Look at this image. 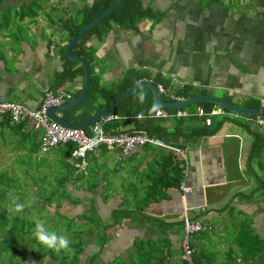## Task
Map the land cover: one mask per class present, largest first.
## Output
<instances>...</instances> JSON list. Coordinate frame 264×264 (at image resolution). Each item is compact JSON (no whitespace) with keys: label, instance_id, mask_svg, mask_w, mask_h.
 <instances>
[{"label":"crops","instance_id":"1","mask_svg":"<svg viewBox=\"0 0 264 264\" xmlns=\"http://www.w3.org/2000/svg\"><path fill=\"white\" fill-rule=\"evenodd\" d=\"M16 1L21 3L22 0H7L2 7L12 6ZM90 1L81 0L76 5H88ZM143 1L151 5V11L162 12L164 16H155L156 21L143 19L132 29L111 25L103 37L97 36L86 42L92 57V72L97 76L99 86L108 88L127 69L134 68L168 83L178 82L183 89L186 87L189 92L198 93L197 96L258 109V100L264 98L263 2L251 0L249 5L241 6V9H248L243 16L234 9L228 14L215 1L206 6L195 0H140ZM45 6V12L56 9V4L46 6L47 10ZM57 7H67L66 1ZM79 7H68V10L73 15ZM52 16L50 19L56 21L59 15L53 12ZM40 21L38 18L36 25L26 24L12 35L7 30L0 31V100L23 101L28 108H36L54 73L61 70L59 57L63 44L59 27L45 26L43 31V22ZM48 29L56 36L54 41L52 36L48 37ZM9 57L12 58L11 68L5 65ZM81 83L79 76L68 85L75 89L80 88ZM194 110H183L180 127H175L171 118L162 125L169 132L181 129L178 130L181 137L189 130L201 129L199 118L190 120L189 112ZM135 120L139 119H119L116 116L113 130L116 133L133 132ZM213 121L214 124L219 121L218 128L210 135L187 137L183 141L180 137L172 138L173 146L180 147L185 164L181 153L172 151L170 154L149 145L137 147L125 156H120L114 147L106 152L98 149L91 153L88 166L93 160L107 156L117 161L115 166L119 167L118 162L123 159L121 167L126 182L120 181L114 194H107L106 198L102 195L101 178L94 179V188L83 193L70 187L71 195L78 199L75 204H79V212L69 217L85 215L92 209L97 219H111L110 211L116 209L122 200L127 209L135 210L141 193L152 185V194L147 200L143 199L144 196L142 198L145 202L143 215L135 222L140 229L135 223L132 225L129 218L127 221L123 218L114 230L115 242L107 246L109 259L113 255H130L137 239L142 243L166 240V249L178 251V243L183 238V204L188 209V217L197 219L207 228H204L205 232L191 235L188 244L198 251L213 253L215 263H221L220 253L230 251L233 242L235 244V238L231 243L224 240L227 231L232 235L237 233L239 237L241 226L245 225L253 229V233L264 235V126L257 127L237 118L214 117ZM30 130L29 125L20 137L35 136L36 132ZM13 131L8 128L0 130V155L3 145L14 147L18 134ZM90 156L93 159L90 160ZM55 157L60 158L58 154ZM184 167L186 177L183 180L190 191L183 202L178 188L169 187V183L174 180L176 168L182 170ZM130 201L131 205H128ZM241 218L244 222L239 223L237 220ZM231 219L234 224L230 223ZM133 226H136L135 233H131ZM176 262L174 259L173 263Z\"/></svg>","mask_w":264,"mask_h":264},{"label":"trees","instance_id":"2","mask_svg":"<svg viewBox=\"0 0 264 264\" xmlns=\"http://www.w3.org/2000/svg\"><path fill=\"white\" fill-rule=\"evenodd\" d=\"M6 1L7 0H0V31L8 30V34L12 35L14 32L19 31L20 29L22 30L26 24L30 23L34 25L35 23H37L38 18L42 20L40 22L47 24L48 27L54 25H57L59 27L63 44L61 46L59 57L61 59H59L61 62V70L54 73L53 77L51 78V82L47 87V90L52 91L54 94L64 92L70 97V100L68 102L72 101L79 93L80 88L78 87L72 91H68L64 90V84L66 82L73 83L75 81V78L79 79V76L82 80V69L79 64L65 57L63 53L65 46L64 44H66L80 28L98 17L117 0H91L88 5H80V7L78 6L79 8L76 9V12L73 15L67 16L64 13L65 8H68V6L56 9L51 8L50 10L52 13L57 12L59 15L56 21H52V19H50L49 16L51 12H49V10L45 12L43 9L42 4L47 0H22L21 3L16 1L12 6H6L3 8L2 5ZM260 2L264 3V0H260ZM117 8L118 9L109 14L104 20L84 33L71 49L74 54L87 61L90 68V80L85 96L77 104L76 107L60 114V118L71 125H77L87 120L94 113L102 109L111 100L116 98L127 88L133 86L139 81L151 80L153 84L163 87H168L169 85L168 81H165L162 78H159L157 76L151 77L142 70L129 68L124 72V74L116 83L110 85L108 88L99 86L98 78L92 72V57L88 47L85 45L86 42H88L92 38H97V36L98 38L103 37L111 25H115L124 29H132L135 28L137 22L143 19H151L152 21H156V14L153 13L148 7L142 9L140 0H125ZM175 90L173 91L174 94L179 95L184 99L195 97L198 94L189 92L186 87H184V89L181 88ZM141 93H143L146 97L143 103L139 102V95ZM160 98L165 102L169 101L165 96L160 95ZM153 105L155 104L153 102L150 91L147 88H139L138 90L127 96L125 99H123L110 111H108L106 115H115L119 119H135L138 113L142 114L140 118H137L139 120L134 121L133 132H130L128 134H144L148 137L160 140L165 146L168 147L176 146H173V144L175 143L171 142L173 141L172 138L180 137L182 138L181 141H183L187 137L194 138L203 135H210L214 133L218 128V125L216 124L219 121H217L216 124H214L215 121H211V124L208 126H205L202 122L201 129L197 128V130L195 131L189 130L186 134H183V137H181L182 135L179 134L178 131L181 129L176 128L174 129V131L169 132L164 128L162 122H165L166 120L171 118V121H173L172 124H174L175 127H180V124L183 122V119H181V117L184 116L182 112H184L183 110L188 109H184V107H188L190 105L181 107L179 109H163V111L166 113V117L164 118H156L152 116L154 112H151L150 109ZM191 105L194 106L192 107V109L195 108L196 110V108L200 106L206 112L215 107V105L209 103H196ZM195 110L194 112H189V117H191L190 120H192V118H197L195 116ZM176 112H180L181 116L176 117ZM113 122L114 120L109 122L104 127L106 131H109L106 133H116V131L113 130L112 127ZM29 125L30 123L27 122L10 125L8 123V119H6L5 117L0 118V129L3 130V128H8L11 131L15 130L18 136H20L23 131H26V128ZM35 130L37 131L38 129H34L31 126L30 131L34 132ZM87 131L88 127L84 129L85 133H87ZM39 145L40 138L38 141V148H40ZM72 147L73 146L70 143L65 145H58L54 148L48 149L45 153L53 151L60 154L59 159L60 167L62 168V170L59 171L60 173H58L55 181L60 187H67V191L65 194L70 195V198H73V200L75 201V199L77 198L71 195V189L69 187L67 178L72 177V185L76 186L81 193L87 190H92L94 188L93 181L95 178L92 179L91 174L88 173L87 170L89 162L88 156L91 155V153L86 154V166L83 169H79L74 166V163H77L78 161L75 160L72 163L69 159ZM157 148L163 149L170 154L172 153V151L165 149V147ZM98 149H102L103 152L109 150V148L105 146H98L96 150ZM249 154H251V151ZM89 159H93L92 156H90ZM182 170H178L176 168L173 176L174 180L173 182L169 183V187H176L179 190V184L181 182L184 183L183 179L186 177V173H182ZM44 178H46V176H44L43 179ZM4 182H7V184L10 185L11 180L4 181V178L0 177V186ZM74 189L78 190L76 188ZM188 189L190 191L189 187ZM153 190V186L150 185L147 190L145 189L143 193H141L142 197H140V200H138L139 202L136 203L137 207H135V210L130 211L129 209H127V206L125 207L124 205V200H122L121 198L122 201H120V204L116 207V209L110 211L111 219L114 221L107 225H104L102 221V224L100 225L98 224V222H96L98 219L94 217L95 214L92 209L87 210L85 215L77 214L72 217L62 216L65 218L66 222L63 231L69 232L68 238L71 240L70 254H66L65 251H61L58 253L39 244L35 239L34 230L32 232L33 237L28 239V235L30 236L32 234L30 233L31 229L35 227L36 217L30 219L26 217V214H22L21 217H24V219H19L17 216L7 215L4 206V208L0 210V264H26L25 262L29 258H34L35 264H40L44 258H47L48 262H52V264H172L174 259H177V262L173 264H187L185 261L180 259V241L178 243V251H170L165 247L166 240H161L153 243H142L135 241L134 244H132V252L130 255L127 254L125 255V257L113 255L111 259H109L110 254L107 252V246L115 242L114 240L117 236L113 235V233L116 226L120 224L119 221L123 219L124 215L128 216V214L130 213L136 215L140 212V210L142 211V207H144L143 203H145L144 200H147V196H150ZM127 191H129V189ZM13 192L15 193V191ZM4 194L5 192L1 191L0 189V197H2ZM142 200L143 202L140 204ZM45 201L46 203H48L47 200ZM53 201L56 202L55 208H58L60 206L59 200L57 201L56 199H54ZM76 204L74 203V205ZM40 208H42V210H45V207ZM187 211L188 209L185 210L188 217L189 215L187 214ZM134 218L136 219V217ZM194 220L198 221L197 219ZM198 222L202 225L203 229L193 234L205 232L203 231L204 228H206L204 224L200 221ZM84 226L85 228H90L91 238L89 241H87L89 232L83 229ZM245 229L247 230L248 228L245 227V225H242L241 231L243 232ZM238 238L246 237H242V235H240L239 237L237 235L235 237V244L239 246V250L241 251L240 260L242 262L244 261V264H254V261L252 260L253 254L261 251L263 248L259 246L255 247L254 245L248 247L249 243H246V241L243 240H238ZM261 239L264 238L261 237ZM163 247H165V250H163ZM188 247L192 250L191 264H233L235 262L231 254H226V256L223 258L224 260L222 263H215V257L214 255H212L213 253H206L203 250L198 251L196 250V248L194 249L193 245L191 244H188ZM93 248H95V250L92 251ZM25 252L29 253L23 260L16 258V255L26 254ZM258 260L259 263L257 264H264V255L261 256V258H258ZM247 261L250 263H246ZM243 263L235 262V264Z\"/></svg>","mask_w":264,"mask_h":264},{"label":"rangeland","instance_id":"3","mask_svg":"<svg viewBox=\"0 0 264 264\" xmlns=\"http://www.w3.org/2000/svg\"><path fill=\"white\" fill-rule=\"evenodd\" d=\"M64 1H66V5L68 7L72 8L74 6L78 7L76 3L77 2L79 3L81 0H77L74 3L70 0H47L42 5L43 6L46 5L48 7L51 4H56V8H58L57 6L61 3L64 4ZM210 1H215L216 5L220 7L221 9H223L224 11H227L228 14H230V11L234 9L235 11H237L243 16L246 10L248 11V9H241V6H247L252 2L251 0H199V1L195 0L197 4L201 3V6H206V4L209 3ZM46 6H45V9L47 10ZM145 7H148L149 9H151V5L143 1L141 3V8L145 9ZM249 11H252V9H249ZM152 12L155 13L154 10ZM64 14L71 15L68 8H65ZM155 14H156L155 16L157 15L160 16L161 14H163L164 16V13L162 12H158ZM50 16H52V12L50 13ZM45 26H48V25L43 23V26H41L42 29L41 27L39 29L44 31ZM7 32L9 33L8 30ZM50 32L51 31L49 30V33L47 35L48 37L52 36L53 41H54L56 36ZM45 35L46 34H44V36ZM10 41L14 42V44L16 43L13 38H11ZM55 42L56 44H58L57 40H55ZM11 64H12V58L9 57L5 60V65L7 68H11ZM68 84L70 83L66 82L64 84V90H68V91L74 90V89H71V87H69L70 85ZM13 102L15 103L17 102L24 106L26 105V103H24L23 101L14 100ZM192 107L194 106L190 105L188 107H184V109L185 108L192 109ZM34 132H36L35 136H31L25 139H21L20 136L15 135L16 137L14 140H17L14 143L15 148L13 146L11 147V145L10 146L3 145L4 149L1 151L2 154L0 155V177L4 178V181L11 180V183L10 185H8L7 182H4L0 186L1 191L5 192V194L2 197H0V210L3 209L5 206V212L7 215H10V216L14 215V216H17L19 219H24V217L23 218L21 217L22 214L23 215L26 214V217L30 219H33L34 217H36V219H39L45 223V227L49 231H55L60 235H66L68 237L69 232L63 231L64 230L63 228H65L66 222H65V218L62 216H71L73 214L78 213L79 204L74 205V203H76L77 200L75 199L74 201L73 198H70L71 197L70 195L65 194L67 191L66 190L67 187L62 188L55 181V179L58 176V173H60L59 171L62 170V168H60V165H59L60 159L55 157L56 154H58L59 156L60 154L53 152V151H49L47 153L41 152L40 149L38 148V141L41 136L40 130H37ZM9 149L11 150L8 152ZM116 163L117 161H114L112 158L110 159L109 157L105 156L102 159L93 160L88 166L87 170H89L88 173L91 174L92 179L94 177L95 179L101 178V182L103 185L101 190H102V195L104 198L107 197V194H114V191L117 190V188L119 187L118 184L120 181L126 182L123 177L124 173L121 167L123 165V159H120L118 162V165H121V166L119 167L117 165L115 166ZM114 168H117V169L121 168V169L114 171L113 170ZM44 176H46V178L43 179ZM67 181H68L69 187L73 189L74 188L78 189L76 186L72 185L73 184L72 177L67 178ZM13 191H15V193ZM13 197H18L19 198L18 202L24 204V210L22 213L15 214L12 212L11 209L13 208V203H12ZM255 197H258V194H255ZM54 199H56L57 201L59 200L60 206L58 208H55L56 202L53 201ZM45 200H47L48 203H46ZM128 205H131V201L128 202ZM40 207H45V210H42V208ZM77 208L78 210H76ZM184 209L187 210L186 205L184 206ZM142 215H143V210L142 211L140 210V212L136 215H133L132 213H130L128 214V216L124 215L123 218L124 220L127 221V218L130 217L128 221L131 222L133 225ZM134 217H136V219ZM46 219H49V220H46ZM132 219H133V222H132ZM101 221H103L104 225H107V224L112 223V221L114 220L98 219L96 222H98V224L100 225L102 224ZM237 221L239 223L244 222L242 221V218L240 221L239 220ZM119 222H121V220ZM235 222H236V218H235ZM235 222L232 221V219L230 221V223H233V224ZM117 223H118V220H117ZM135 224L137 226L138 223H135ZM136 226H133V230H131V233H135ZM137 228L140 229V227L138 226ZM250 229L251 228L248 227L247 230L245 229L243 232H240V235H242V237L245 236L246 238H238V240H243V241H246V243H249L248 247L254 245L255 247L259 246L263 248L261 251L253 254L252 260L254 261V264H257L259 263L258 258H261V256L264 255V239H261V237L264 235L258 232L253 233L252 232L253 229L252 230ZM33 230L35 232V227L31 229L30 233H32ZM84 230L89 232V235L87 236V241H89L91 238L90 228H85L84 226ZM237 235H238L237 233L232 235L231 232L227 231L225 233V236L224 237L222 236V237L224 238L226 242L231 243V241H233V239ZM31 237H33V233L30 236L28 235V239H30ZM190 240L191 238L189 239V241ZM135 241L140 242V239H137ZM209 252H213V251L209 249ZM225 252H227V254H231L235 262H238V263L244 262L240 260L241 251L239 250V246H236L234 242H233L231 252L224 251L220 253L219 259L221 263L224 260L223 257H224ZM25 253L26 254L16 255V258L23 260L28 255L29 252H25ZM65 253L70 254L71 251H68ZM25 263L35 264L34 258L27 259ZM246 263H250V262L247 261ZM40 264H52V262L49 263L48 259L44 258Z\"/></svg>","mask_w":264,"mask_h":264},{"label":"built area","instance_id":"4","mask_svg":"<svg viewBox=\"0 0 264 264\" xmlns=\"http://www.w3.org/2000/svg\"><path fill=\"white\" fill-rule=\"evenodd\" d=\"M50 49H52V47H50ZM182 86V84L176 82L175 84L169 83L168 87L156 85V88L159 95L165 96L169 100L167 102L172 103L183 101L184 98L175 95L173 92L176 87L181 89ZM69 100L70 97L68 94H65L64 92L54 94L52 91L47 89L43 90L41 101L36 108H28L19 103L0 100V118L5 117L8 119V123L10 125L27 122L30 123V126L34 129L40 130L41 136L39 149L41 152H46L48 149L54 148L58 145L70 143L73 147L70 152L69 159L72 163L75 160L78 161L77 163H74V166L79 169H83L86 166V154L93 153L98 146H105L109 149L114 147L118 150L120 156H125L131 150L146 145L165 147V149L170 151L181 153L184 164L186 163L180 149L165 146L156 138H151L147 135L139 133H106L104 131V127L106 124L116 119L115 115L105 114L98 118L95 122L88 126L87 133H85L84 130H73L62 127L59 124L50 121L46 117L45 111L48 107H57ZM257 107L258 109H264V98H260L258 100ZM152 116L156 118H164L166 117V113L163 109L158 108ZM175 116L179 117L181 116V113L176 112ZM195 116L202 120L205 126L210 125L214 117H224L225 119L230 120H235L237 118L241 119L244 123L252 122L257 127L264 126V116L262 115H243L225 111L217 106L207 112L201 107H197L195 110ZM136 117L140 118L141 115L137 114ZM182 173H186L185 167L183 168ZM179 190L181 191L182 200L184 202V197L189 192V189L183 182H181L179 184ZM202 229L203 227L198 221L187 217L183 204V219L181 221L183 238L180 242V259L185 261L187 264H191L192 253V250L188 247V240L193 233Z\"/></svg>","mask_w":264,"mask_h":264},{"label":"water","instance_id":"5","mask_svg":"<svg viewBox=\"0 0 264 264\" xmlns=\"http://www.w3.org/2000/svg\"><path fill=\"white\" fill-rule=\"evenodd\" d=\"M125 0H117L115 1L108 9H106L103 13H101L98 17H96L94 20L80 28L75 35H73L69 41L64 46V55L66 58L70 59L73 62H76L80 65L82 69V83L79 90V93L77 96L70 102L61 104L57 107H48L45 111L46 117L56 123L59 124L62 127L73 129V130H84L86 127H88L91 123L95 122L98 118L105 115L108 111H110L113 107H115L118 103H120L123 99H125L127 96H129L131 93L135 92L139 88H147L151 94L152 99L155 105L158 106V108L169 110V109H179L181 107L196 104V103H209L213 104L219 108H222L224 110H227L229 112H234L238 114L243 115H264V109H250V108H244L242 106H236L232 105L226 101L216 99L209 96H195L191 98L183 99V101L179 102H165L160 98V95L157 92L156 85L151 83L150 81H139L133 86L127 88L125 91H123L121 94H119L116 98L111 100L108 104H106L102 109L94 113L91 117H89L87 120L83 121L80 124L77 125H71L64 121L62 118H60V114L63 112H66L70 109H73L77 106V104L82 100V98L85 96L89 80H90V68L83 58L77 56L74 54L71 49L73 45L77 42V40L86 33L89 29L96 26L98 23H100L102 20H104L109 14H111L113 11L117 9ZM180 148V147H178Z\"/></svg>","mask_w":264,"mask_h":264},{"label":"clouds","instance_id":"6","mask_svg":"<svg viewBox=\"0 0 264 264\" xmlns=\"http://www.w3.org/2000/svg\"><path fill=\"white\" fill-rule=\"evenodd\" d=\"M145 98L146 97L144 96V94L141 93L139 95V102L143 103ZM157 108H158L157 105H153L152 108L150 109V111L151 112H155V111H157ZM258 115H261V114H258ZM250 116H254V115H250ZM18 199H19L18 197H13L12 198L13 208L11 210L15 214L22 213L23 210H24V204L19 203ZM185 205L186 204H184V206ZM34 236H35V239L37 240V242L39 244L45 246L47 249L54 250V251H56L58 253L61 252V251H65V252L71 251V249H70V243L71 242L68 239V237L66 235H60V234H58L55 231H49L45 227V223L43 221L39 220V219L35 220Z\"/></svg>","mask_w":264,"mask_h":264},{"label":"bare ground","instance_id":"7","mask_svg":"<svg viewBox=\"0 0 264 264\" xmlns=\"http://www.w3.org/2000/svg\"><path fill=\"white\" fill-rule=\"evenodd\" d=\"M118 9V8H117Z\"/></svg>","mask_w":264,"mask_h":264}]
</instances>
